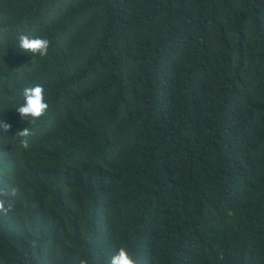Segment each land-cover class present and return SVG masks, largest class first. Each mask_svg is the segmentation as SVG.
<instances>
[{
	"label": "trees",
	"instance_id": "obj_1",
	"mask_svg": "<svg viewBox=\"0 0 264 264\" xmlns=\"http://www.w3.org/2000/svg\"><path fill=\"white\" fill-rule=\"evenodd\" d=\"M21 33L48 55L20 52ZM36 83L49 109L25 121ZM0 117V190H19L0 264H108L121 246L231 264L213 241L243 234L264 264V0H0Z\"/></svg>",
	"mask_w": 264,
	"mask_h": 264
},
{
	"label": "clouds",
	"instance_id": "obj_2",
	"mask_svg": "<svg viewBox=\"0 0 264 264\" xmlns=\"http://www.w3.org/2000/svg\"><path fill=\"white\" fill-rule=\"evenodd\" d=\"M17 40V47L22 53L39 55L40 57L48 55L50 41L47 38L21 33L18 35ZM14 108L25 121L35 122L41 119L49 109V102L46 99L44 85L42 83H36L32 86L24 87L22 89L21 102L14 106ZM11 127L12 125L10 123H6L0 117V137L9 136ZM32 135V130L28 127L23 128L15 134L14 137L19 140L18 146L20 149L24 151L31 150L32 145L29 142V137ZM18 191V188L14 185L8 189L0 190V215L6 216L13 210ZM181 201L182 199L177 203L180 205ZM179 214L180 212L174 207L172 211L174 218ZM188 231L196 234L198 243H212V241L204 238L200 220L195 221ZM183 237V240L187 241L190 235L186 233ZM213 244V254L219 255L221 253V257H227L231 264H259L256 258L259 254H263L262 240L250 234H243L223 242L213 241ZM78 264H88L87 258H80ZM108 264H142V261L134 257L126 247L121 246L118 250L110 254ZM204 264H219V257L213 261H207Z\"/></svg>",
	"mask_w": 264,
	"mask_h": 264
}]
</instances>
